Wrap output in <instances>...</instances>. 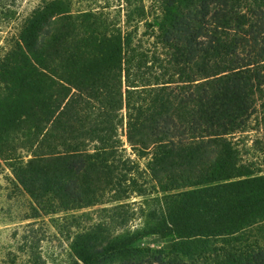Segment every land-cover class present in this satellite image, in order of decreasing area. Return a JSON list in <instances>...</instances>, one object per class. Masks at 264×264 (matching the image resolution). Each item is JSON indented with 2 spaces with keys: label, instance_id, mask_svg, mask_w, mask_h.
Masks as SVG:
<instances>
[{
  "label": "trees",
  "instance_id": "obj_1",
  "mask_svg": "<svg viewBox=\"0 0 264 264\" xmlns=\"http://www.w3.org/2000/svg\"><path fill=\"white\" fill-rule=\"evenodd\" d=\"M15 15L0 0V23ZM252 130L264 0H42L0 46V165L35 217L112 204L73 264H264V173L234 141ZM153 234L171 247L139 246Z\"/></svg>",
  "mask_w": 264,
  "mask_h": 264
},
{
  "label": "rangeland",
  "instance_id": "obj_2",
  "mask_svg": "<svg viewBox=\"0 0 264 264\" xmlns=\"http://www.w3.org/2000/svg\"><path fill=\"white\" fill-rule=\"evenodd\" d=\"M13 9L18 17L16 23H0V46L5 42L11 26L16 27L23 16L33 11L42 0H11ZM238 141L240 162L249 165L255 173H264V130H252L234 138ZM128 156L135 160L140 171H145L147 157L139 156L126 145ZM152 195L134 196L127 203L143 202L149 209L155 205L150 199ZM112 204L97 205L57 214H43L35 217L36 203L21 185L14 180L9 168L0 165V264H73L77 258L71 250L75 236L92 227L105 214L101 208ZM138 208V203H136ZM84 213H87L84 215ZM143 218L138 217L131 222L127 229L134 230L142 226ZM260 231L254 235L259 236L264 243V223ZM124 230L119 229L116 234ZM29 237V238H26ZM31 239V240H29ZM33 241V242H31ZM35 241L39 246L35 248ZM172 238H162L153 234L145 237L140 243L141 247L153 249H169ZM35 249L41 258L39 262L31 256Z\"/></svg>",
  "mask_w": 264,
  "mask_h": 264
}]
</instances>
